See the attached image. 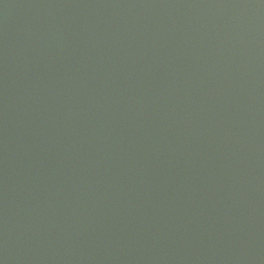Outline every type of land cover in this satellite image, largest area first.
Returning a JSON list of instances; mask_svg holds the SVG:
<instances>
[{
    "label": "water",
    "instance_id": "1",
    "mask_svg": "<svg viewBox=\"0 0 264 264\" xmlns=\"http://www.w3.org/2000/svg\"><path fill=\"white\" fill-rule=\"evenodd\" d=\"M0 264H264V0H0Z\"/></svg>",
    "mask_w": 264,
    "mask_h": 264
}]
</instances>
